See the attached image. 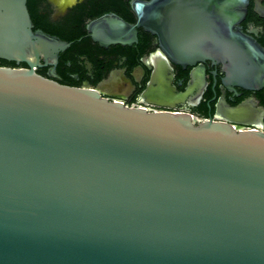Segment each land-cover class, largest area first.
Here are the masks:
<instances>
[{"label": "water", "instance_id": "obj_1", "mask_svg": "<svg viewBox=\"0 0 264 264\" xmlns=\"http://www.w3.org/2000/svg\"><path fill=\"white\" fill-rule=\"evenodd\" d=\"M248 1L136 0L134 25L103 16L89 31L130 44L143 27L173 63H221L225 82L256 90L264 50L235 29ZM31 27L26 0H0V59L28 65H0V264H264V123L234 125L242 106L203 119L44 77L40 60L71 42Z\"/></svg>", "mask_w": 264, "mask_h": 264}, {"label": "flooded vegetation", "instance_id": "obj_2", "mask_svg": "<svg viewBox=\"0 0 264 264\" xmlns=\"http://www.w3.org/2000/svg\"><path fill=\"white\" fill-rule=\"evenodd\" d=\"M135 1L26 0L33 32L71 42L58 52L57 59L47 63L41 59L35 71L62 84L91 87L124 104L185 111L197 118L213 120H228V109L242 106L240 117L246 121H231L234 125L247 128L250 127L247 122L264 123V112L260 111L264 110V86L254 90L225 82L221 63L205 60L193 66L175 64L158 38L140 26L136 27V40L130 44L102 45L93 40L89 25L100 17L115 15L134 25L138 20ZM235 29L264 50V15L255 0L248 1L245 16ZM160 62L165 72L161 90L143 95ZM14 65L28 67L25 62Z\"/></svg>", "mask_w": 264, "mask_h": 264}, {"label": "trees", "instance_id": "obj_3", "mask_svg": "<svg viewBox=\"0 0 264 264\" xmlns=\"http://www.w3.org/2000/svg\"><path fill=\"white\" fill-rule=\"evenodd\" d=\"M264 1V0H263ZM0 65H6V66H15L14 62H9L5 59H0Z\"/></svg>", "mask_w": 264, "mask_h": 264}, {"label": "built area", "instance_id": "obj_4", "mask_svg": "<svg viewBox=\"0 0 264 264\" xmlns=\"http://www.w3.org/2000/svg\"><path fill=\"white\" fill-rule=\"evenodd\" d=\"M125 105H127V106H141V107H145V106H142V105H134V104H126L125 103ZM149 109V108H148ZM149 110H153V111H155V109H149ZM204 119V118H203Z\"/></svg>", "mask_w": 264, "mask_h": 264}]
</instances>
